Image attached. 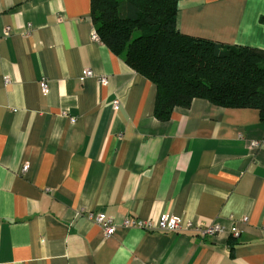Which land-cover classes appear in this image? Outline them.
I'll return each mask as SVG.
<instances>
[{"label": "crops", "instance_id": "0c3cea01", "mask_svg": "<svg viewBox=\"0 0 264 264\" xmlns=\"http://www.w3.org/2000/svg\"><path fill=\"white\" fill-rule=\"evenodd\" d=\"M177 10L182 35L264 50V0ZM93 31L91 0H0V264H264L259 112L195 99L159 121L154 84ZM89 213L115 233L104 239ZM163 214L224 229L122 227Z\"/></svg>", "mask_w": 264, "mask_h": 264}, {"label": "trees", "instance_id": "16d2710c", "mask_svg": "<svg viewBox=\"0 0 264 264\" xmlns=\"http://www.w3.org/2000/svg\"><path fill=\"white\" fill-rule=\"evenodd\" d=\"M178 0H91L99 40L154 84V116L170 119L193 100L259 112L264 122V50L182 35Z\"/></svg>", "mask_w": 264, "mask_h": 264}, {"label": "built area", "instance_id": "2783aa9c", "mask_svg": "<svg viewBox=\"0 0 264 264\" xmlns=\"http://www.w3.org/2000/svg\"><path fill=\"white\" fill-rule=\"evenodd\" d=\"M6 34L9 32V29L6 28ZM92 39L94 41H100L98 35L96 34L95 30L92 32ZM92 76V72L90 70H84L81 74L80 80H84L87 77ZM9 78H4V83L9 84ZM99 83L102 85H107L106 78H100ZM41 91L43 95H47L48 93V86L45 81L41 82ZM112 108L117 110L119 108V101L115 100L112 103ZM71 122L73 123L74 120L72 119ZM261 145H264V139L261 141H254L251 142L250 147L251 149H257ZM27 166L23 167V172L26 171ZM88 221L92 222L93 224L99 226L103 232L104 239L110 238L116 230V225L114 223V219L112 217L106 216L104 213H89L88 214ZM243 223L246 222V218L241 220ZM122 227L125 229L131 228H138L142 229L146 232L151 231H159V232H180V231H189L197 233L201 236H214L217 233L221 232L224 228L217 222H212L211 224H203V223H193L188 221L180 216H174L170 214H163L161 215L156 222H151L149 220H138L133 218H126L122 222ZM264 231V226H263ZM241 234L239 229H236L232 232V236L238 238Z\"/></svg>", "mask_w": 264, "mask_h": 264}]
</instances>
